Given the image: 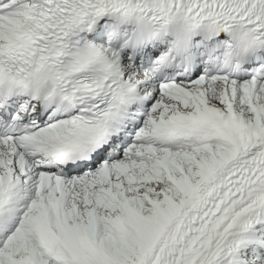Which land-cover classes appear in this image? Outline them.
Wrapping results in <instances>:
<instances>
[{
    "label": "snow or ice",
    "instance_id": "6c2138e0",
    "mask_svg": "<svg viewBox=\"0 0 264 264\" xmlns=\"http://www.w3.org/2000/svg\"><path fill=\"white\" fill-rule=\"evenodd\" d=\"M0 264H264V0H0Z\"/></svg>",
    "mask_w": 264,
    "mask_h": 264
}]
</instances>
